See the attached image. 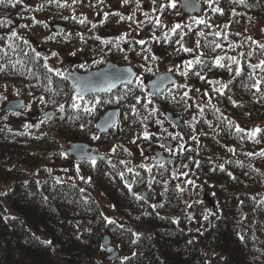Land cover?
Instances as JSON below:
<instances>
[{"label":"trees","instance_id":"obj_1","mask_svg":"<svg viewBox=\"0 0 264 264\" xmlns=\"http://www.w3.org/2000/svg\"><path fill=\"white\" fill-rule=\"evenodd\" d=\"M147 1L153 6L144 12L143 31L159 33L158 45L174 57L179 52L197 53L175 72L176 84L159 96L147 100L140 83L115 90L112 95L126 103L122 118L101 135L95 133V118L118 102L98 96L87 105L74 97L63 77L49 71L27 41L12 36L14 20L5 18L13 9L12 0L0 4V264H264V201L258 203V196L248 190L258 183L261 171L251 157L240 155L219 160L223 168L215 166L210 151L218 156L225 151L209 134L207 104L202 109L205 116L194 125L195 130H203L204 145L194 161H184L193 163L189 175L197 182L192 184L195 192L202 188L213 195L221 213L218 219L202 229L190 227L179 192L180 177H174L170 164L133 167L128 171L131 187L125 186L123 175L132 151L159 147L161 133H147L145 117L160 110L176 115L180 108H193L188 86L204 90L218 111L230 109L240 117L246 114L242 119L247 123L262 124L255 141L264 151V0H209L206 18H183L186 24L177 23L181 15L176 5L170 6L171 0L165 5L163 0ZM191 40L193 49L185 51ZM228 44L242 53V65L237 66L241 74L233 75L232 58L221 56ZM254 47L259 64L252 66L246 59ZM120 53L113 60L117 64L125 63L122 48ZM258 69L261 81L255 77ZM7 86L14 98L26 101L23 113H1ZM48 110H53L50 116L31 120L34 112ZM21 114L26 115L19 119ZM220 125L222 134L229 135L222 137L227 144L244 131L248 135L247 129L234 132ZM76 142L96 146L103 158L95 165L74 162L77 175L62 176L68 160L62 151ZM151 187L159 189V197L145 203L138 192ZM240 226L246 229L244 236ZM105 237L120 253L112 261L104 260Z\"/></svg>","mask_w":264,"mask_h":264},{"label":"flooded vegetation","instance_id":"obj_2","mask_svg":"<svg viewBox=\"0 0 264 264\" xmlns=\"http://www.w3.org/2000/svg\"><path fill=\"white\" fill-rule=\"evenodd\" d=\"M163 1V4L165 5L167 0ZM172 1H175L178 5L177 0ZM24 2H27V0H25ZM90 2L91 3L88 7L91 11L99 15L102 20V23H96L95 20L90 21L87 19L84 20V18H82L76 20L74 19L70 24L69 22H63L66 20L57 21L55 19L56 16H50L52 19L48 22L37 21L33 24L34 29H36L35 33L38 35V37L37 39H28H30V42L32 43V48L35 55L40 56L44 61L48 62L49 53H47L46 51V49L48 48H60L62 51H67L68 49H76L77 53L75 56L65 58L66 63L64 67H61L63 73L61 72V70L60 72L58 71L59 73H61L60 75L64 76L66 72L72 71H78L81 74H86L89 71L104 67L107 63H112L117 66L130 65L137 72V78L142 81L145 78L144 75L146 77H149L150 75L153 77L161 72H171L176 75L175 72L177 73L183 70V62H187L193 56L192 54H184L183 52H179L180 49L178 48L176 49V51L182 53L178 57H174L173 55L169 54V51L165 50L164 48L158 45V40H160L159 33L151 34L143 31L144 35L140 36L138 40L137 38L133 37L128 39L124 38L121 34H117L115 30L110 29L111 27L119 24L121 17L120 11L125 12L129 9L131 12H150L152 9L151 7L153 6V3L151 1L127 0V2H125V0H114L113 2H108L107 0H91ZM121 2L122 6L120 5ZM120 6L122 8H120ZM35 10L38 11L39 6H37ZM20 12L23 18V23L29 24L25 20L28 19L27 13L17 11L19 15ZM34 16L37 17V14H35ZM81 21H83V23ZM135 21L136 19H134V23ZM54 25L61 26L62 29L59 31V34L54 33L55 30L52 28ZM71 25H73L75 28H72ZM103 25H105V27ZM162 25L163 32H166L164 30L166 27V22H163ZM25 32L30 33L28 30H25ZM21 33L24 32L21 31ZM103 33H105V36L108 39V41L104 44L102 39L104 35ZM56 37L61 38V45H56V42H59ZM121 37H123V39H121ZM141 41H143V43H141ZM44 42L49 43L45 44ZM132 47H134L136 50L132 49ZM121 48L124 51V54L122 55L124 57L125 63L117 64L113 60L121 54ZM103 49H106L108 51L107 54H104V52L99 53V51H103ZM149 53L151 56H149ZM241 54L242 53H240L237 65L236 63H234V65L232 63L233 59L231 58L233 56L231 57V55L228 53L222 55V57L224 56L231 59V64L233 65L231 73L233 75L243 73L242 69L239 68L242 65V61L240 60ZM96 56L99 57L96 58ZM255 56V63L259 64L256 53ZM249 58L250 55H248V59ZM248 59H246V62ZM48 64L50 63L48 62ZM184 66L186 65L184 64ZM48 69H51V67L49 68L48 66ZM52 71L57 72V70H55L53 67ZM255 77L259 81L262 80V71L260 69L257 70ZM212 80V89L215 90L217 88L216 80ZM125 86L130 85H123V87ZM119 87L111 91H106L104 93L88 94L84 96L83 99H80L84 101L87 105H93L94 101L98 96H110L118 102L117 107L108 108L105 111L101 112L95 118V121H97L107 111L111 110L119 111V114L117 115L118 121L120 119V116L122 118V107L126 103L120 104L118 97L112 95L115 90H117ZM188 88L192 90L190 98L193 100V108L191 110H185L183 108H180V111L175 115V117L179 118L182 121L186 129L188 142L185 143L186 141L183 139L182 132L177 131L175 127H170L175 131L176 134L175 143L173 148H171L170 150L163 149V153L165 156L175 157V161L173 163H170V166L172 170L178 172L180 177V181H178V186L179 192L182 195L184 212L187 217L186 221L190 225V227L194 228V230H197L202 229V227L204 225H207V223L212 219H218L221 214L220 209L216 205L215 201H213V195L211 193H207L202 188L199 189V192H195V189L193 188L192 184L197 182L196 180H192L189 175V171L193 169V163H188L187 161H184L187 160V158L194 161L196 155H199V149L204 145L201 137L203 130L194 129L196 121H198L200 117L205 116V113L202 110L203 107L207 104L209 108L207 117L209 134L213 138L214 142L218 143L219 146L223 147L225 151L223 155L219 156L218 153L210 151V157L212 159H215L213 163H217V165H215L216 167L223 168L224 164L219 162V160L225 162L228 159L236 157L238 155H240L242 158H246L247 156L251 157L253 159V166L260 169L261 177L257 180L258 183L256 185L250 186L248 190L249 193L258 196V203H260V201H264V187L261 184V179L263 178L264 174V155H261V153H264V151L261 145L257 143V141H255L258 131L262 128V124L254 123L253 121L247 123L244 119H242V116H246V114H243L240 117L238 114H236L233 110L230 109H227L226 111L220 109L218 111L216 109L217 103H215L214 101H210L208 95L204 90L195 91L190 86H188ZM141 90L143 91V94L145 95L147 100H150L151 97H156L147 95L143 88ZM88 97H90L91 99L88 100ZM190 111H194L193 114L192 112L191 114H188V112ZM163 112H165V110H163ZM217 112L221 115L220 118V115L218 114V118L220 120L216 119ZM221 119H223L224 121L220 122ZM220 123H223L224 126L227 125L230 128L232 127L234 132H239L237 129H242V131L247 129L248 135L245 136L246 131H244L243 136L242 134H240V137H236V141H234L232 144H227L226 142H224V139H222V137H229V135L222 134L221 127L223 125H220ZM245 142H249L248 148L245 147ZM191 149L193 150L192 154H185ZM152 191L155 192L154 197L157 198V191L159 190L155 188V190L152 189ZM146 199L148 202H150L148 196ZM205 217H207V219H205ZM245 234L246 232L241 236Z\"/></svg>","mask_w":264,"mask_h":264},{"label":"water","instance_id":"obj_3","mask_svg":"<svg viewBox=\"0 0 264 264\" xmlns=\"http://www.w3.org/2000/svg\"><path fill=\"white\" fill-rule=\"evenodd\" d=\"M179 7L185 16H199L203 9L202 4L198 0H179ZM136 77V72L130 66H117L112 63H107L104 67L95 69L86 74H81L76 71L67 72L65 74V81L75 96H78V94L86 96L88 94H98L111 91L121 85L132 84ZM175 82L176 79L171 74L160 73L154 76L151 80H144L142 85L147 89L149 95H158ZM109 85H112L110 90ZM23 106L24 101L22 100H10L4 105L2 112H20ZM52 113L53 111H47L42 114V117H46ZM117 114V110L105 113L95 124L97 133H106L110 130L117 122ZM166 117L172 124L176 125L177 128L182 131L183 137L187 141L188 137L186 130L181 121L177 118H173L171 115H166ZM165 145L168 148L170 147L169 142H165ZM62 154L77 161H91V158L93 157L95 160L102 158V155L98 153L97 148L85 143H73L64 149ZM153 156L156 163L171 161L170 158H164L161 151L154 152ZM125 182L130 184L128 181ZM109 244V238L105 237L102 241V247L106 248L107 253L104 258L105 261H112L119 256V252L115 250L114 247L109 246Z\"/></svg>","mask_w":264,"mask_h":264},{"label":"rangeland","instance_id":"obj_4","mask_svg":"<svg viewBox=\"0 0 264 264\" xmlns=\"http://www.w3.org/2000/svg\"><path fill=\"white\" fill-rule=\"evenodd\" d=\"M201 1L204 4L209 3V0H201ZM12 2H13V4H15V6L13 7L15 11L29 12L30 10H35V8L38 5H42L43 7L46 6L48 11L57 12L58 13L57 16H59V17H63L65 15V12L63 13L62 11H60L61 8H57L56 6L64 7V5H66V4L71 5L70 0H30L27 4H25L23 2V0L21 3H17L16 0H12ZM57 3L59 5H57ZM172 3L176 4L175 1H173ZM120 5L122 6V2L120 3ZM121 6H120V8H122ZM71 11H72L70 13L71 17L82 16V17L86 18L87 20H90V21L95 20L96 23H102V20L99 17V15H97L93 11L87 12V11L81 10L79 8L77 9V7H73V6L71 7ZM132 14H134V16L139 18L136 20V23L139 20H141V22H142L143 18L146 17L145 14H142L139 11L138 12H131L129 9H128V11H125V12L120 11V16L124 17V18L121 19V17H120L119 24L111 27L110 29L115 30V32H117V34H121L124 38L128 39V38L133 37V38H137L139 40L140 36L144 35V32L142 30L143 22L141 24H139L138 26H135L136 23L130 24L129 23V17ZM206 15H207V11H205L202 16L198 17V20L202 21V19L206 18ZM37 18H38V20L45 21V22H48L52 19L50 16L48 17L45 14H40L39 16H37ZM207 20H208V17H207ZM26 22L29 23V24H26V27L21 26V25H17L19 27L15 28L16 34L19 35V37L22 40H27L28 38L37 39L38 35L35 33L36 29H34V27L32 26V22H30L28 20H26ZM185 22L186 21H184L182 17H179V20H177L178 24H186ZM156 23H158L157 19H156ZM103 26L105 27V25H103ZM24 29L28 30L30 33L25 32ZM21 31L24 33H21ZM103 34L104 35H103L102 39H103V44H104L108 41V39L106 38L105 33H103ZM192 43H193V41L191 40L189 45H188V48L190 50L193 49V47L191 46ZM55 47H56V45H55ZM257 49L258 48H255V47L252 48V52L250 53V58L247 60V62L249 64H251L252 66L256 62L255 53H256ZM225 50L228 52V54L231 55V57L233 56L232 57L233 65H234V63H236V65H237L241 51L239 49L232 48L231 45H229V44L227 46H225ZM46 51L49 53L48 62L51 64V66L55 70H57L59 72L62 69L61 67H64V65L66 63L65 58L70 57V56H75L77 53L76 49H72V50L68 49L67 51H62L60 48H48V49H46ZM103 52H104V54H107L108 51L106 49H103V51H101V50L99 51V53H103ZM53 53H55L56 55H53ZM196 53L197 52H194L193 55ZM225 54L226 53L224 52L223 54H221V56L225 55ZM99 56H96V58ZM61 72L63 73L62 70H61ZM256 72L257 71H255V75H256ZM262 77H263V75H262ZM4 92H5V97H9L12 91L10 90V88L6 87V88H4ZM191 112L193 114L194 111H190V112H188V114H191ZM164 121H165L164 119L157 117L156 114L153 112V114L149 115L148 118L144 120L145 131L148 133V132H153V131L161 132L164 130L165 134H171L175 138V136H176L175 131L172 128L168 127V125ZM174 138H172V139H174ZM248 143L247 142L244 143L246 148H248V145H249ZM139 150H140L139 152H133L132 158H131L132 161H130L129 163L126 164V166L128 168H132L134 166V164L138 163L139 161H142L143 164H148L147 167L150 165L149 155L144 154L143 149H139ZM64 167L67 171L59 173L60 175H62V176H66V175L69 176L71 174L77 175V172L74 169L75 168L74 161H71L70 159H68ZM263 177H264V174H263ZM261 184L264 187V178L261 179Z\"/></svg>","mask_w":264,"mask_h":264},{"label":"snow or ice","instance_id":"obj_5","mask_svg":"<svg viewBox=\"0 0 264 264\" xmlns=\"http://www.w3.org/2000/svg\"><path fill=\"white\" fill-rule=\"evenodd\" d=\"M16 2L17 3H21L22 2V0H16ZM125 2H127V0H125ZM3 3H5V0H0V4H3ZM13 7L15 6V4H13L12 5ZM171 7H175V3H172L171 5H170ZM215 11H219V9H214ZM124 17H121V19H123ZM129 19H131V17H129ZM82 23H83V21H81ZM26 27V26H25ZM176 27H179V25H177ZM175 29H173V31H174ZM17 34H16V32H12V36L13 37H15ZM121 39H123V37H121ZM141 43H143V41H141ZM185 51H190V49H187V48H185L184 49ZM53 55H56L55 53H53ZM217 63H219V61H217ZM262 64H264V62H262ZM150 70V69H149ZM49 71H52V69H49ZM130 71V70H129ZM57 74L58 75H60L61 73H59L58 71H57ZM130 82V81H129ZM112 87V85H109V90H110V88ZM77 99H83V96L82 95H80V94H78V96H77ZM99 101H97V103H98ZM73 107L74 108H79V105L78 104H73ZM61 111H63V106H61V109H60ZM85 111H88V112H91V111H93V109H90V108H85ZM238 131H242V129H237ZM258 131V130H257ZM93 139H98V137H93ZM261 155H264V153H261ZM91 161H92V164L93 165H95V163H96V161H95V158L93 157V158H91ZM205 219H207V217H205ZM50 243V242H49Z\"/></svg>","mask_w":264,"mask_h":264}]
</instances>
